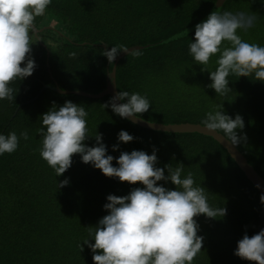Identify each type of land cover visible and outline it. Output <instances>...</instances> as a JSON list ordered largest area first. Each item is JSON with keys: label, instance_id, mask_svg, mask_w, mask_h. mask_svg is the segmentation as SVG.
Wrapping results in <instances>:
<instances>
[{"label": "trees", "instance_id": "16d2710c", "mask_svg": "<svg viewBox=\"0 0 264 264\" xmlns=\"http://www.w3.org/2000/svg\"><path fill=\"white\" fill-rule=\"evenodd\" d=\"M214 3L51 0L44 15L36 17L34 27L43 30L32 32L33 74L11 85L17 90L14 101L0 100V134L15 131L19 136L24 130L29 134L28 140L20 139L15 152L0 155V264H93V253L83 240L91 238L88 226L108 214L103 208L106 197L124 196L134 187H143L106 177L83 163L79 155L72 157L65 173L56 176L39 155L42 137L37 129L53 102L59 107L66 101L85 108L89 134H102L106 154L118 158L122 151L142 150L151 155L155 148L157 167L183 164L182 177L191 172L195 184L205 188L208 203L226 209L223 217H195L203 246L192 264H250L234 252L244 234H255L262 203L220 144L200 134L163 133L132 124L110 107H102L109 96L92 99L42 89L46 85L96 94L104 88L109 69L107 58L101 55L102 45L109 50L162 40L202 19ZM224 11L255 14L254 26L238 30V35L264 46V0H226L220 12ZM190 42H194V32L123 57L116 66L117 91L146 96L151 105L140 117L153 122L200 123L220 104L230 117L239 114L244 128L238 135H246V141L235 147L264 179V82L230 75L232 90L223 97L217 95L208 87L212 83L208 71L217 67L218 55L211 58L208 71H201L189 53ZM121 130L134 139L119 142ZM85 143L95 145L94 136ZM114 145H118L116 150ZM112 163L118 166L115 159ZM65 178L68 185L59 187ZM158 184L175 189L170 181Z\"/></svg>", "mask_w": 264, "mask_h": 264}, {"label": "clouds", "instance_id": "9594fccd", "mask_svg": "<svg viewBox=\"0 0 264 264\" xmlns=\"http://www.w3.org/2000/svg\"><path fill=\"white\" fill-rule=\"evenodd\" d=\"M50 4L51 0H0V100L14 101L17 90L11 85L33 74L36 65L31 45L35 19L44 15ZM256 19L255 14L215 10L195 26L189 53L202 66L201 71H208L211 58L218 55L217 67L208 71L212 82L208 87L219 96L232 90L230 75L264 82V46L246 42L238 35V30L253 27ZM183 35L187 36L186 30ZM126 51L123 45H116L101 55L111 65L119 52ZM70 55L75 57L76 53ZM150 105L140 93L117 91L102 107H110L113 113L127 119L142 116ZM87 116L82 105L66 101L57 107L53 102L42 114V127L37 129L42 137L40 157L56 176L65 173L72 165V157L79 155L83 163H90L106 177L143 186L132 188L124 196L106 197L108 202L103 208L108 214L95 226H88L91 238L83 240L93 253V264H192L203 246L195 217H223L226 209L208 203L205 188L195 184L191 172L182 177L183 164L157 167L155 148L151 155L142 150L122 151L118 158L106 154L102 134H89ZM200 123L214 133L222 132L221 136L233 147L246 141V135H238V130L244 128L243 118L239 114L230 117L222 104L206 113ZM92 136L95 145L89 147L85 141ZM21 138L29 139L27 130L19 136L15 131L0 134V155L15 152ZM133 139L124 130L118 133L119 142L129 143ZM117 148L118 145L113 146V150ZM114 159L118 166H113ZM159 181H170L175 189L161 186ZM68 183L65 178L58 186ZM260 202L264 203V195L260 196ZM234 255L250 264H264V229L252 236L244 234Z\"/></svg>", "mask_w": 264, "mask_h": 264}, {"label": "water", "instance_id": "95a60500", "mask_svg": "<svg viewBox=\"0 0 264 264\" xmlns=\"http://www.w3.org/2000/svg\"><path fill=\"white\" fill-rule=\"evenodd\" d=\"M226 0H215V3L210 8L208 13L199 21L194 23L193 25L183 29L182 31L166 37L162 40H158L156 42L131 46L128 48H125L126 52H119L116 59L113 61V63L110 65L109 62L107 63L109 69L107 68L106 71V80H105V86L102 90L97 92L96 94H90L86 92L81 91H62L58 88L51 87V86H44L42 89H51L55 92L62 93V94H75L79 96H84L87 98L92 99H100L104 96H109L110 98L115 95L117 92L116 88V66L118 62L125 56L140 51L143 49H147L149 47H154L160 44H165L171 41H174L177 38L184 37L183 33L187 32V35L190 33H193L195 31V26L198 23L203 22L207 19L208 15L212 11H218L220 12L223 8L224 3ZM43 30V27L36 28L34 27V32H40ZM105 50H108L104 45H102ZM37 97V96H36ZM34 97V99L36 98ZM32 99V100H34ZM117 103H122V101H117ZM21 105H19L20 107ZM129 122L132 124H135L139 127L151 130V131H157V132H163V133H172V134H200L206 137H209L213 140H215L218 144H220L227 154L230 156V158L234 161V163L237 165L241 173L247 178V180L251 183V185L257 190L259 195H264V179L261 177V175L257 172V170L248 162V160L243 156V154L234 146H232L229 142H227L226 139H224L221 135L223 134H217L210 130H207L203 128V125L200 123H160V122H153L150 120L143 119L141 117L137 118H127ZM263 219H264V203L261 205V209L258 215L257 220V226H256V233H258L262 229L263 225Z\"/></svg>", "mask_w": 264, "mask_h": 264}]
</instances>
